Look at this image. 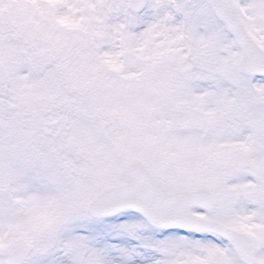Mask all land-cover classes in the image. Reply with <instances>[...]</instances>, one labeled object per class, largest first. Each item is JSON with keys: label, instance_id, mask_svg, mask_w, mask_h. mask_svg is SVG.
Listing matches in <instances>:
<instances>
[{"label": "snow or ice", "instance_id": "obj_1", "mask_svg": "<svg viewBox=\"0 0 264 264\" xmlns=\"http://www.w3.org/2000/svg\"><path fill=\"white\" fill-rule=\"evenodd\" d=\"M0 264H264V0H0Z\"/></svg>", "mask_w": 264, "mask_h": 264}]
</instances>
